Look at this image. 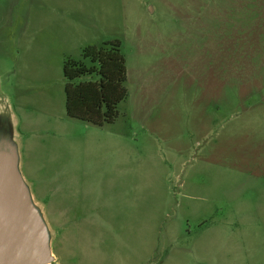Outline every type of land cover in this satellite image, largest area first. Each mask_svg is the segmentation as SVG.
Wrapping results in <instances>:
<instances>
[{"label": "rangeland", "instance_id": "rangeland-1", "mask_svg": "<svg viewBox=\"0 0 264 264\" xmlns=\"http://www.w3.org/2000/svg\"><path fill=\"white\" fill-rule=\"evenodd\" d=\"M112 40L126 97L101 127L118 132V161L123 151L149 174L144 264H264V0H0V113H12L38 162L56 145H96L64 115L61 63ZM104 236L115 256L117 220Z\"/></svg>", "mask_w": 264, "mask_h": 264}, {"label": "crops", "instance_id": "crops-1", "mask_svg": "<svg viewBox=\"0 0 264 264\" xmlns=\"http://www.w3.org/2000/svg\"><path fill=\"white\" fill-rule=\"evenodd\" d=\"M24 71L22 67L21 73ZM28 71L36 70L29 67ZM2 117L0 134L10 132L15 138L19 150L16 171L45 234H49L50 264H144L152 256L155 207L154 194L149 193V174L138 166L131 167L123 151L118 161V132L83 123L90 127L85 131L95 138L96 145L86 146L85 151L70 144L66 148L56 145L51 156H46L49 161L40 163V154L16 131L18 124L12 113L4 112ZM21 129L27 134L25 123ZM9 139L4 135L0 144L13 154ZM91 155H102L106 160ZM142 175L146 183L132 185V177ZM116 220L117 253L113 256L101 246H105L107 226ZM129 250L131 260L125 257Z\"/></svg>", "mask_w": 264, "mask_h": 264}, {"label": "trees", "instance_id": "trees-1", "mask_svg": "<svg viewBox=\"0 0 264 264\" xmlns=\"http://www.w3.org/2000/svg\"><path fill=\"white\" fill-rule=\"evenodd\" d=\"M119 48L115 40L102 42L82 48L78 61L62 60L66 118L94 127L114 122L116 107L126 97V72Z\"/></svg>", "mask_w": 264, "mask_h": 264}, {"label": "water", "instance_id": "water-1", "mask_svg": "<svg viewBox=\"0 0 264 264\" xmlns=\"http://www.w3.org/2000/svg\"><path fill=\"white\" fill-rule=\"evenodd\" d=\"M49 246L40 218L9 150L0 144V264H50Z\"/></svg>", "mask_w": 264, "mask_h": 264}]
</instances>
